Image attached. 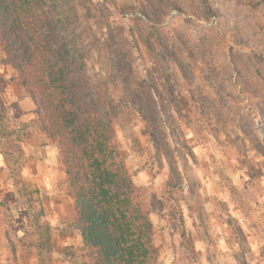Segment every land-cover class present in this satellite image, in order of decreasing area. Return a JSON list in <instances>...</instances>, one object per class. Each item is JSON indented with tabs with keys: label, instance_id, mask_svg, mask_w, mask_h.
<instances>
[{
	"label": "rangeland",
	"instance_id": "374dc122",
	"mask_svg": "<svg viewBox=\"0 0 264 264\" xmlns=\"http://www.w3.org/2000/svg\"><path fill=\"white\" fill-rule=\"evenodd\" d=\"M74 2L160 264H264V0ZM8 66L0 51V264H92L56 144L1 101L29 96Z\"/></svg>",
	"mask_w": 264,
	"mask_h": 264
},
{
	"label": "trees",
	"instance_id": "16d2710c",
	"mask_svg": "<svg viewBox=\"0 0 264 264\" xmlns=\"http://www.w3.org/2000/svg\"><path fill=\"white\" fill-rule=\"evenodd\" d=\"M78 5L0 0V49L35 103L39 131L57 146L91 263L160 264L150 213L116 140L113 109L88 75L75 28L78 8H86ZM145 97L139 109L155 111Z\"/></svg>",
	"mask_w": 264,
	"mask_h": 264
},
{
	"label": "crops",
	"instance_id": "0c3cea01",
	"mask_svg": "<svg viewBox=\"0 0 264 264\" xmlns=\"http://www.w3.org/2000/svg\"><path fill=\"white\" fill-rule=\"evenodd\" d=\"M0 51L2 50L0 49ZM13 73H14V68L11 65L8 66L7 74L12 77ZM2 87L4 86L0 84L1 89ZM5 87L7 90L5 89L6 92L4 91L2 93L1 101L3 102L4 106L7 108L9 112L18 115H25L28 113L35 112L36 106L30 96L25 95L24 92H22V94H16L13 92L10 93V88H11L10 83L6 84Z\"/></svg>",
	"mask_w": 264,
	"mask_h": 264
}]
</instances>
